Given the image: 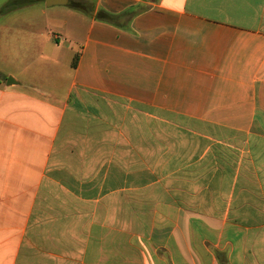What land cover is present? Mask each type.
I'll return each mask as SVG.
<instances>
[{
    "label": "crops",
    "instance_id": "1",
    "mask_svg": "<svg viewBox=\"0 0 264 264\" xmlns=\"http://www.w3.org/2000/svg\"><path fill=\"white\" fill-rule=\"evenodd\" d=\"M20 2L0 264H264V0H68L40 54Z\"/></svg>",
    "mask_w": 264,
    "mask_h": 264
},
{
    "label": "rangeland",
    "instance_id": "2",
    "mask_svg": "<svg viewBox=\"0 0 264 264\" xmlns=\"http://www.w3.org/2000/svg\"><path fill=\"white\" fill-rule=\"evenodd\" d=\"M14 1L15 0H0V9L8 7L10 8L8 12L14 11V9H12L14 6H16ZM35 4L37 5L33 7L34 9L32 11L30 28H34L36 30L34 32L38 35V37L33 41L39 45L37 48L38 54L43 53L44 49L41 48L42 44L57 43V41L54 39V36L59 35L60 42L65 44V41H70L72 38H75L78 35L79 30L77 27L80 25V22L77 19L76 9L71 8L70 6L47 8L44 0H37ZM17 5L20 4L17 3ZM7 13L5 14L7 15ZM9 21L13 23V20ZM9 21H5L2 18L0 19L1 23H7ZM62 24L66 27L63 32L56 29L57 26ZM10 25L14 26L15 28L18 26H23L22 23L20 25H14L10 23ZM25 27H28V25H25ZM14 43V36L11 32L7 33L4 31L3 33H0V65L10 75H13L14 73V68L11 63L13 59ZM21 71L22 72H19L18 75L20 78H30L29 76L32 77L35 75L30 73L28 68L25 71ZM50 71L51 68L47 67L45 69L42 67L37 71V75L43 77L48 75Z\"/></svg>",
    "mask_w": 264,
    "mask_h": 264
},
{
    "label": "water",
    "instance_id": "3",
    "mask_svg": "<svg viewBox=\"0 0 264 264\" xmlns=\"http://www.w3.org/2000/svg\"><path fill=\"white\" fill-rule=\"evenodd\" d=\"M68 0H45V4L47 7H52L55 5H66ZM10 80V78L8 79Z\"/></svg>",
    "mask_w": 264,
    "mask_h": 264
},
{
    "label": "trees",
    "instance_id": "4",
    "mask_svg": "<svg viewBox=\"0 0 264 264\" xmlns=\"http://www.w3.org/2000/svg\"><path fill=\"white\" fill-rule=\"evenodd\" d=\"M20 1H22V2H20L19 4H20V5H23V4L31 3V2H33V1H35V0H29V2H26V1H24V0H20ZM23 1H24V2H23ZM8 10H10V8L5 7V8H3V9L1 10V13H5V12H7ZM103 17H105L107 20H110V19H111L110 17H107V16H103ZM73 65H75V60H74V62H73Z\"/></svg>",
    "mask_w": 264,
    "mask_h": 264
},
{
    "label": "clouds",
    "instance_id": "5",
    "mask_svg": "<svg viewBox=\"0 0 264 264\" xmlns=\"http://www.w3.org/2000/svg\"><path fill=\"white\" fill-rule=\"evenodd\" d=\"M181 3H183V0H181Z\"/></svg>",
    "mask_w": 264,
    "mask_h": 264
}]
</instances>
